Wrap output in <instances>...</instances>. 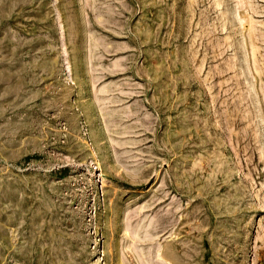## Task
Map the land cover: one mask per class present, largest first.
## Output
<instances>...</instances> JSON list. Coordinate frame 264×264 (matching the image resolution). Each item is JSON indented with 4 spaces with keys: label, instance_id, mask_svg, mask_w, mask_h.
Masks as SVG:
<instances>
[{
    "label": "rangeland",
    "instance_id": "1",
    "mask_svg": "<svg viewBox=\"0 0 264 264\" xmlns=\"http://www.w3.org/2000/svg\"><path fill=\"white\" fill-rule=\"evenodd\" d=\"M0 264H264V0H0Z\"/></svg>",
    "mask_w": 264,
    "mask_h": 264
},
{
    "label": "bare ground",
    "instance_id": "2",
    "mask_svg": "<svg viewBox=\"0 0 264 264\" xmlns=\"http://www.w3.org/2000/svg\"><path fill=\"white\" fill-rule=\"evenodd\" d=\"M136 235V234H135Z\"/></svg>",
    "mask_w": 264,
    "mask_h": 264
}]
</instances>
